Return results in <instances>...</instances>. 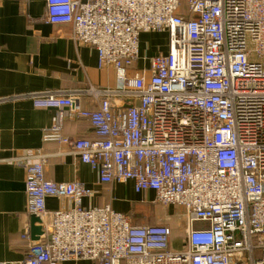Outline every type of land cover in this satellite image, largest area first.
Returning <instances> with one entry per match:
<instances>
[{"label": "built area", "instance_id": "2783aa9c", "mask_svg": "<svg viewBox=\"0 0 264 264\" xmlns=\"http://www.w3.org/2000/svg\"><path fill=\"white\" fill-rule=\"evenodd\" d=\"M46 20L70 25L124 84L30 95L59 109L45 140L101 184L132 182L141 203L182 210L187 226L175 252L169 225L136 224L111 204L83 207L93 191L48 180L36 156L24 165L29 214L47 236L24 261L0 264H264V0H47ZM143 33L166 34L167 51L149 58L148 75L129 78ZM85 97L98 107L82 108ZM67 118L87 119L101 139L63 136ZM49 198L74 206L47 222Z\"/></svg>", "mask_w": 264, "mask_h": 264}, {"label": "crops", "instance_id": "0c3cea01", "mask_svg": "<svg viewBox=\"0 0 264 264\" xmlns=\"http://www.w3.org/2000/svg\"><path fill=\"white\" fill-rule=\"evenodd\" d=\"M46 15L47 0H0V262L24 261L32 247L46 239L44 230L40 236L32 232L30 199L26 191L24 165L36 156L44 157L48 180L80 182L93 191L92 197L83 200L85 208L111 204L117 212L129 214L142 211L147 205L141 203L145 195L136 193L132 182L103 185L98 172L82 163L70 150L58 142L45 140L56 123L59 109L38 106L30 95L49 92L65 96L70 91L90 87L117 90L124 84L121 72L99 68L97 50L76 41L70 25H52ZM151 35L157 33L141 35V59L126 72L127 77L148 75L149 58L167 51V44L163 51L160 46H151L145 54L146 37ZM126 101L123 96L115 97L113 106L120 108ZM81 107L96 109L98 102L85 97ZM68 110L62 109L65 114ZM60 132L66 137L101 139L90 121L82 118L65 119ZM146 197L150 199L153 195L149 193ZM73 206L70 200L49 198L47 222H51L53 212ZM170 220L168 218L167 222ZM177 230L171 243L175 252L182 250L181 240L185 236L184 228ZM257 256L259 258V254ZM65 264L95 263L70 261Z\"/></svg>", "mask_w": 264, "mask_h": 264}, {"label": "rangeland", "instance_id": "374dc122", "mask_svg": "<svg viewBox=\"0 0 264 264\" xmlns=\"http://www.w3.org/2000/svg\"><path fill=\"white\" fill-rule=\"evenodd\" d=\"M146 45L147 50L145 54H148L150 51L151 46H160V51H163V47L166 48L167 44V35L166 34H157V35H151L146 37ZM153 195V194H152ZM154 198V196H153ZM153 198H150L152 200ZM171 213V215H170ZM173 213V214H172ZM133 217L134 223L137 224L139 221L143 224H153V217L156 219L154 224L160 223V224H167L169 225L173 230L174 233L185 229L187 226L186 224V214L182 212V210L172 207V208H166L165 206L161 204H153L150 202V204L146 205L145 209L142 211H133L130 213ZM172 217V218H171ZM169 218V222L168 221ZM170 223H176L178 224L176 227L172 226ZM142 225V224H139Z\"/></svg>", "mask_w": 264, "mask_h": 264}, {"label": "water", "instance_id": "95a60500", "mask_svg": "<svg viewBox=\"0 0 264 264\" xmlns=\"http://www.w3.org/2000/svg\"><path fill=\"white\" fill-rule=\"evenodd\" d=\"M36 224H38V226H36ZM40 224H41V220L40 219H38L36 217L32 218V225H33L32 232H33V234H35L37 236H40V235H42L44 233L43 227L40 226Z\"/></svg>", "mask_w": 264, "mask_h": 264}, {"label": "trees", "instance_id": "16d2710c", "mask_svg": "<svg viewBox=\"0 0 264 264\" xmlns=\"http://www.w3.org/2000/svg\"><path fill=\"white\" fill-rule=\"evenodd\" d=\"M129 214H130V213H129ZM137 224H142V225H143V223H142V222L140 223L139 221L137 222ZM153 224H154V223H153ZM174 234H175V233H174Z\"/></svg>", "mask_w": 264, "mask_h": 264}]
</instances>
